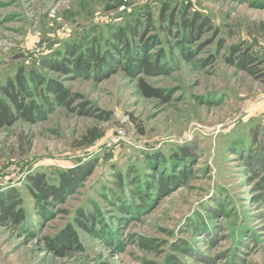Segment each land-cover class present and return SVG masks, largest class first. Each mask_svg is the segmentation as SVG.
I'll use <instances>...</instances> for the list:
<instances>
[{
	"label": "rangeland",
	"instance_id": "374dc122",
	"mask_svg": "<svg viewBox=\"0 0 264 264\" xmlns=\"http://www.w3.org/2000/svg\"><path fill=\"white\" fill-rule=\"evenodd\" d=\"M195 12L211 27L185 41ZM134 30L159 45L143 52ZM233 46L264 57V0H0V85L23 72L27 103L48 83L73 100L0 129V194L26 218L0 223V264H264V84L226 60ZM130 50L160 69L137 71ZM77 168L61 198L30 193L28 176ZM69 229L79 244L48 247Z\"/></svg>",
	"mask_w": 264,
	"mask_h": 264
},
{
	"label": "trees",
	"instance_id": "16d2710c",
	"mask_svg": "<svg viewBox=\"0 0 264 264\" xmlns=\"http://www.w3.org/2000/svg\"><path fill=\"white\" fill-rule=\"evenodd\" d=\"M180 26L187 31V38L185 41H190L195 36L200 35L202 28L211 27V22L195 12L191 17H184ZM132 33L134 37H138L143 43H145L144 46H142L143 52H145L151 45V42H155L156 45H159V42H157V38L155 37L146 40V34L142 32L139 33L136 30ZM117 38L123 40L124 35L121 33ZM230 52L231 55L226 58L229 63L236 65L240 70L264 84V71L261 68V66L264 65V57L259 58L258 56L251 54L249 50H243L237 46H233L230 49ZM72 53L73 52H70V54ZM130 53L131 50L128 55V58H130L129 61L135 66L137 71L140 70L149 74L155 69H160L150 62L146 54L143 56H137V53H134L133 55H130ZM183 55L186 59L193 58L191 52ZM88 58L93 61H98V67L105 63L104 56L94 53L93 50L89 52ZM86 62L87 60H83V58L79 59L76 62L77 69L83 72V68L87 67ZM114 63L115 62L112 61L107 64L108 67H110L109 74L115 71L113 68ZM44 65L45 67L47 65L57 71H67L66 64L62 62L48 61L47 64L44 62ZM125 71L129 76H133L135 73L134 69L131 67H127ZM37 77L36 73H32L30 75V81L36 82ZM140 89L145 97L166 100L160 90L149 87L143 80L140 82ZM30 94L31 88L28 84V79L23 72L18 73L14 79H9L5 84L0 85V129L12 126L21 119L34 122L35 120H38L40 116H43L46 109L52 107L54 103H59L67 108H71L70 105L73 101L71 94L58 84H47L46 90L41 94L43 105L34 101L27 103L26 100ZM81 111L84 115L91 114L90 110L83 109ZM182 153H184V160L190 156V153L185 150H183ZM84 172L85 169L83 168L69 169L60 175V182L58 185L49 184L44 174L37 173L28 176V188L31 194L39 196L42 199H49L50 196L61 198L66 191L74 187L75 183L84 175ZM20 205L18 196L13 191H6L5 193L0 194V223H3L6 220H11L16 224L24 222L26 219L25 213L19 208ZM80 216L85 219L87 223L91 222L90 219L92 218V215L82 212ZM77 222L82 229L92 231V228H89L88 224L83 223L79 218H77ZM74 244H79V239L72 229L62 232L56 238L49 240L47 243L48 247L54 249L61 255L68 252L70 246Z\"/></svg>",
	"mask_w": 264,
	"mask_h": 264
},
{
	"label": "built area",
	"instance_id": "2783aa9c",
	"mask_svg": "<svg viewBox=\"0 0 264 264\" xmlns=\"http://www.w3.org/2000/svg\"><path fill=\"white\" fill-rule=\"evenodd\" d=\"M120 133H121V134H123V132H122V131H120Z\"/></svg>",
	"mask_w": 264,
	"mask_h": 264
}]
</instances>
